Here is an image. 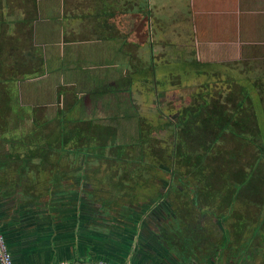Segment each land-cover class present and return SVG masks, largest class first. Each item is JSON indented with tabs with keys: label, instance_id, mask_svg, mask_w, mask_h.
<instances>
[{
	"label": "rangeland",
	"instance_id": "1",
	"mask_svg": "<svg viewBox=\"0 0 264 264\" xmlns=\"http://www.w3.org/2000/svg\"><path fill=\"white\" fill-rule=\"evenodd\" d=\"M191 1L128 0V94L112 98L119 122H102L98 129L84 121L60 127L35 119L16 94L19 79L13 76L10 104H1L0 200L10 203L5 212L22 204L43 210V222L59 219L62 226L63 215L54 220L47 213L56 207L50 202L60 199L74 212L69 230L75 233L85 199L84 206L98 213L111 210L101 214L103 223L128 217L146 238L161 245L164 240L175 249L166 247L176 264H209L208 257L211 264H264V38L242 31L244 43L213 44L220 40L212 29L194 26ZM146 3L149 10L140 13ZM242 102L263 151L226 139L216 144L218 157L206 161L203 173L190 172L198 170L202 149L193 126L186 135L179 123H194L214 105L228 115ZM106 126L116 131H102ZM181 139L186 147L178 148ZM23 160H31L25 196L17 173ZM256 168V179L245 185L243 177ZM189 227L197 236H184L183 246L178 235Z\"/></svg>",
	"mask_w": 264,
	"mask_h": 264
},
{
	"label": "crops",
	"instance_id": "2",
	"mask_svg": "<svg viewBox=\"0 0 264 264\" xmlns=\"http://www.w3.org/2000/svg\"><path fill=\"white\" fill-rule=\"evenodd\" d=\"M191 2L194 26L212 29L209 33L220 40L213 44L244 43L242 31L249 38L256 33L257 38H264V0ZM148 10L146 3L138 11ZM231 36L238 40L229 39ZM10 52L20 59L28 54L27 70L32 76L22 77L14 87L36 114L35 119L60 127L65 122L84 121L98 129L102 122H119L112 98L128 94V0H0V57ZM104 127V132L116 131V127ZM84 200L78 216L95 218L98 228L83 229L81 236H75L78 230L70 234V221L74 220L69 214L73 217L74 212L60 199L50 202L56 207L47 213L54 220L55 215H63L62 226L59 219L53 224L43 222V210L22 204L5 212V204L10 203L0 200L5 215L0 229L13 264H54L55 259L64 264L73 256L106 264H137L139 259L146 260L143 264L177 263L175 253L156 239L146 238L139 223L128 217L106 218L103 223L101 214L109 215L111 210L98 213L95 207L84 206ZM95 204L99 202L92 201Z\"/></svg>",
	"mask_w": 264,
	"mask_h": 264
},
{
	"label": "trees",
	"instance_id": "3",
	"mask_svg": "<svg viewBox=\"0 0 264 264\" xmlns=\"http://www.w3.org/2000/svg\"><path fill=\"white\" fill-rule=\"evenodd\" d=\"M13 54H14V52L8 53L7 56L5 58H3L5 60H3L0 57V121L2 120L1 104L7 105V106L10 104V98H9L10 97V87H11L10 83H12L13 76H15V75L18 76L19 80L22 79V77L29 78L30 76H32V75H30L31 71L29 72L27 70L29 63H30V60H28V54H26V56H24L25 58H21V59L15 58V56ZM8 55H10V56H8ZM15 59H17V60H15ZM23 69H25V70H23ZM212 107L213 108L210 109L211 111H209L207 113V115L201 114V116H197V120L194 123H192L191 121L189 123L188 120L186 122H180L179 123V125H181V129H182L181 131L183 133H185L186 135H187V133L185 132L184 129L188 130L191 126H193V130H194L195 135L197 137L195 141L200 143V147L202 149L201 152H198L197 156H196L197 162H198L197 163V167H198L197 169L198 170L197 171H190V172H195L196 176L203 173V170L205 169V167H208L209 164L215 158L218 157V156L214 155V148H215L217 143L224 142L226 139H231V140L235 139V140L239 141L241 144L245 141L249 142V143L252 142V143L258 144L257 140L261 139V137H262L259 134L258 129H255V128H253V130L251 129L250 123L254 119L251 118L250 117L251 114L244 109V102L240 103V105L236 108L235 112L228 114V115H227V113H225L224 110H219L216 105H214ZM206 108H208V107H206ZM176 126H178V124H176ZM98 139H100L99 136H98ZM177 145H178V148H180L183 145H184V147H186V143L183 142V139H181L180 143H178ZM258 148H259V150L263 151L262 145L260 146L258 144ZM173 157L177 158V160H178V156H176L175 153H174ZM139 158L140 159H137V161L138 160L142 161L144 159V157H139ZM40 160H43V159L40 158ZM206 161H209V162L211 161V162L209 163ZM10 162H14V161H10ZM29 162H31V160L30 161L23 160L20 164V166H22V168L17 171L18 178H19L20 183H21V187H20L19 192L22 195L25 194V188H26V182H27L26 181V176H27L26 170H27V163H29ZM174 163H176V161ZM18 164H19V162H18ZM256 171H257V168L254 170V173H252L250 176H248V177L244 176L243 177V183H245V185L256 179L254 177V175L256 174ZM173 173H174V171H173ZM6 197H7V195H5V198ZM8 197H11V196L8 194ZM11 198H13V200L15 202H17V205L19 206L20 200L16 199L14 196ZM4 216H5L4 213H2V211L0 210V220L1 221L3 220ZM88 217L82 216L81 219H79L80 220L79 225H78L79 226V232H77V236H79L80 234L83 233V232H80L83 229L91 228V226L97 227L94 224V221L96 222L95 218H94V220H92L91 218H88ZM193 227H189L188 233H185L183 230L179 233L180 234L179 240L181 243H183L181 245L185 246L187 244V243L184 244V242H183V240H185V239H183L184 236L185 237L190 236L193 239L194 238L196 239L197 233L192 229ZM70 234L73 235L76 233L71 232ZM0 235L2 236L4 242L6 243L5 236L3 235V233H0ZM149 240L151 241V239H149ZM163 242H164L163 244L167 245V246L165 245L166 247L170 246L164 240H163ZM160 243H161V241H160ZM6 247H7V245H6ZM7 249H8V247H7ZM170 249L175 250L173 247H171ZM87 253H89V250L87 251ZM136 253H138V252H136ZM146 258H148V257H146ZM12 260H13V258H12ZM84 260H86V259H84ZM75 261H83V260L79 257H74V256L69 257L68 262H75ZM145 261H146L145 259H143V261L139 259L137 264H143ZM54 264H60V262H58L57 259H55Z\"/></svg>",
	"mask_w": 264,
	"mask_h": 264
},
{
	"label": "built area",
	"instance_id": "4",
	"mask_svg": "<svg viewBox=\"0 0 264 264\" xmlns=\"http://www.w3.org/2000/svg\"><path fill=\"white\" fill-rule=\"evenodd\" d=\"M0 264H13L12 255L0 236Z\"/></svg>",
	"mask_w": 264,
	"mask_h": 264
},
{
	"label": "water",
	"instance_id": "5",
	"mask_svg": "<svg viewBox=\"0 0 264 264\" xmlns=\"http://www.w3.org/2000/svg\"><path fill=\"white\" fill-rule=\"evenodd\" d=\"M137 240V239H136ZM134 262H131L133 264ZM64 264H106V263H101V262H90V261H75V262H68ZM130 264V263H129Z\"/></svg>",
	"mask_w": 264,
	"mask_h": 264
},
{
	"label": "flooded vegetation",
	"instance_id": "6",
	"mask_svg": "<svg viewBox=\"0 0 264 264\" xmlns=\"http://www.w3.org/2000/svg\"><path fill=\"white\" fill-rule=\"evenodd\" d=\"M74 129L76 130V129H80V128L75 127ZM179 236H180V234L178 235V237H179ZM178 237H177V238H178ZM211 262H212V260L208 257V258H207V263L211 264Z\"/></svg>",
	"mask_w": 264,
	"mask_h": 264
}]
</instances>
